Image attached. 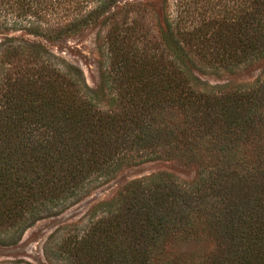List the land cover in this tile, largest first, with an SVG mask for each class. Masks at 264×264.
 I'll return each mask as SVG.
<instances>
[{"label":"trees","instance_id":"obj_1","mask_svg":"<svg viewBox=\"0 0 264 264\" xmlns=\"http://www.w3.org/2000/svg\"><path fill=\"white\" fill-rule=\"evenodd\" d=\"M168 1L161 0L162 9ZM212 1L211 18L237 35L221 44L220 62L262 57L264 0ZM113 2L0 0V18L7 22L22 6L10 24L23 21L42 36L63 34L64 28L35 26L40 12L51 10L60 21L88 4L97 10ZM163 16L167 37L178 41L179 14L176 21ZM228 19L233 22L223 24ZM112 38L118 41L115 70L103 72V84L111 81L110 105L117 109L100 107L79 73L61 60H42L55 77L46 92L7 89L0 96V245H13L38 218L63 210L137 156L156 160L205 145L209 161H200L193 181L166 172L129 181L93 206L85 224L61 229L65 236L51 255L66 264H264V76L244 90H208L197 79L190 84L174 52L163 68L138 66L128 60L129 36ZM174 112L183 116L182 126L170 119ZM201 238L214 245L206 256L188 259L172 249Z\"/></svg>","mask_w":264,"mask_h":264},{"label":"rangeland","instance_id":"obj_2","mask_svg":"<svg viewBox=\"0 0 264 264\" xmlns=\"http://www.w3.org/2000/svg\"><path fill=\"white\" fill-rule=\"evenodd\" d=\"M93 6L88 4L83 9L72 11L60 21H57L54 14L49 15L51 10L41 11V17L35 24L40 30H56L58 27L65 29L63 34L53 31L48 36L33 34L27 30V25L23 26V21L19 25L8 22L16 19L17 12L23 11L22 6L14 9L7 22L1 16L0 96L7 89L13 92L19 90L23 94L46 92L55 84V77L49 69L43 67V64H48L42 60L46 59L49 63L61 60L79 73L89 90L97 95L100 107L117 109L110 105L114 95L111 81L103 84V72L115 70L112 67L118 50L113 47V43L118 44V41L112 36L116 32L119 36H129L127 49L133 55L128 54V60L138 66L153 64L163 68L164 61L174 58V52L179 58V70L188 71L193 78L191 85L198 80L208 90H244L264 76V54L255 60L243 59L239 62L233 57L220 62L221 56H217V53L222 52L221 44L225 40L235 41L237 35L233 36L226 26L230 25L226 23L233 22L230 19L223 23L226 25H219L211 18L214 12L212 0H169L167 8L163 9L161 0H114L110 6L97 10H93ZM237 9L239 11V6ZM78 11H81V15L77 14ZM164 13H168L173 21H176L179 14V39L176 42L167 37ZM76 16L78 18L73 20ZM221 33L223 36L230 35L232 39L219 38ZM41 55L42 58H39ZM224 58H228L227 55ZM170 119L180 122L181 126L185 123L178 112L172 113ZM262 139L264 143V134ZM204 147L197 146L198 151L196 149L192 154L162 155L156 160L141 161V157H135L131 163L124 164L113 178L81 198L72 200L63 210L38 218L21 233L13 245H0V261L66 264L61 258L51 255L57 249L56 243L60 236H65L63 234L66 230L61 229L85 224V215L93 206L114 197L133 179L166 172L182 181H193L198 176L200 161H209V151L204 150ZM59 229L60 233L57 232ZM213 248V243L207 238H201L178 243L172 249L187 255L188 259H196L208 255Z\"/></svg>","mask_w":264,"mask_h":264}]
</instances>
